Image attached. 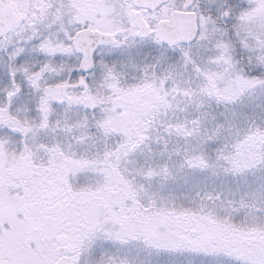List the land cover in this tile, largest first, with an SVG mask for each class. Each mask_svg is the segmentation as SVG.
I'll list each match as a JSON object with an SVG mask.
<instances>
[{
    "label": "snow or ice",
    "instance_id": "1",
    "mask_svg": "<svg viewBox=\"0 0 264 264\" xmlns=\"http://www.w3.org/2000/svg\"><path fill=\"white\" fill-rule=\"evenodd\" d=\"M0 264H264V0H0Z\"/></svg>",
    "mask_w": 264,
    "mask_h": 264
}]
</instances>
